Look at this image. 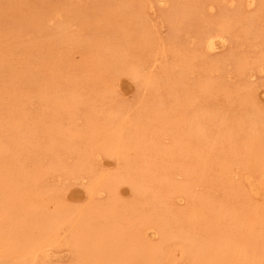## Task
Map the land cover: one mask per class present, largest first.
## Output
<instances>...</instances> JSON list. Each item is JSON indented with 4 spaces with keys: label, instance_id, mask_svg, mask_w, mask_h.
Returning a JSON list of instances; mask_svg holds the SVG:
<instances>
[{
    "label": "rangeland",
    "instance_id": "obj_1",
    "mask_svg": "<svg viewBox=\"0 0 264 264\" xmlns=\"http://www.w3.org/2000/svg\"><path fill=\"white\" fill-rule=\"evenodd\" d=\"M260 152L264 0H0V264H264Z\"/></svg>",
    "mask_w": 264,
    "mask_h": 264
},
{
    "label": "bare ground",
    "instance_id": "obj_2",
    "mask_svg": "<svg viewBox=\"0 0 264 264\" xmlns=\"http://www.w3.org/2000/svg\"><path fill=\"white\" fill-rule=\"evenodd\" d=\"M251 4H252V3H251ZM252 5H253V4H252ZM211 40H212V41L209 43V46H208V47L211 48V49H213V48H215V43H216V42H214V39H213V38H211ZM194 130H195V129H194ZM192 131H193V130H192ZM194 132H196V131H194ZM197 133H198V131H197ZM197 135H198V134H197ZM261 145H262V144H261ZM253 150H254V149H253ZM248 151H249V150H248ZM257 151H258V150H257ZM251 153H252V152H251ZM251 153H250V154H251ZM262 153H264V152H262ZM262 153L260 152V154H262ZM253 155H254V154H253ZM261 156H262V155H261ZM259 157H260V155H259ZM260 158H261V157H260ZM259 160H261V159H259ZM257 162H259V161H257ZM257 162H256V163H257ZM260 163H261V162H260ZM262 168H263V167H262ZM262 173H263V172H262ZM250 183H252V184H251V187H252L253 191L260 192V191H259L260 188L257 186V184L253 183L252 181H251ZM57 216H58V215H57ZM57 216H52L53 220H51L52 218H50V220H48V221H51V222H52V221H56V219H57L56 217H57ZM58 218H59V216H58ZM156 224H157V223H156ZM162 230H163V229H162ZM164 231H165V229H164ZM166 233H167V232H166ZM187 240H188V239H187ZM188 241L192 242L191 240H188ZM195 242H196V241H195ZM195 242H194V243H195ZM195 244H196V243H195ZM241 244H242V243H241ZM189 245H190V244H189ZM191 245H194V244L191 243ZM190 247H192V246H190ZM95 249H96V248H95ZM191 250H192V248L190 249V251H191ZM191 252H192V253H191L192 259H193V260L195 259L196 261H198V259L200 260V258L202 257V254L204 255L205 250L202 249L201 247H197V246L195 247V246H194L193 251H191ZM143 253H144V252H143ZM143 253H140V255L143 254ZM133 254H134V253H133ZM152 254H153V253H152ZM140 255H139V256H140ZM155 255H156V254H155ZM188 255H189V254H188ZM139 256H138V254L135 253V257H134V258L139 257ZM96 257H97V256H96ZM189 257H190V256H189ZM142 258H143V257H142ZM142 258H141V259H142ZM141 259H140V260H141ZM152 259L154 260V258H152ZM190 259H191V257H190ZM195 260L192 261V262H193V263L195 262V264H196V261H195ZM154 262H155V261H154Z\"/></svg>",
    "mask_w": 264,
    "mask_h": 264
}]
</instances>
